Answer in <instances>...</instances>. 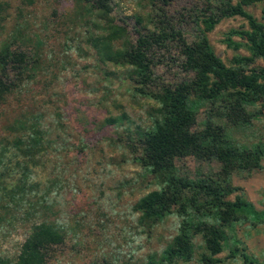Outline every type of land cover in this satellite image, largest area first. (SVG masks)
<instances>
[{
	"label": "rangeland",
	"instance_id": "374dc122",
	"mask_svg": "<svg viewBox=\"0 0 264 264\" xmlns=\"http://www.w3.org/2000/svg\"><path fill=\"white\" fill-rule=\"evenodd\" d=\"M107 1L109 26L119 33L112 50L147 38L144 84L133 66L103 60L92 47L109 26L89 0H0V52H21L27 64L0 102V260L12 264L32 226L43 223L63 238L46 264H264L263 159L255 167L234 162L223 168L213 158H174L178 178L208 184L221 202L239 197L250 204L227 222L219 217L221 206L196 188L182 189L179 204L156 221L135 209L142 196L162 188L141 144L160 121L163 90L193 81L181 65L182 43L203 35L224 67L249 76L264 62L236 61L250 57L234 34L248 30L246 21L224 17L203 31L218 0ZM229 4H240L264 26V0ZM14 78L9 72L8 80ZM256 83L254 91L228 90L223 101L201 105L190 130L211 123L231 146L264 154V81ZM238 94L242 107L229 113L224 99L231 103ZM181 227L190 253L162 260ZM210 229L221 239L209 237Z\"/></svg>",
	"mask_w": 264,
	"mask_h": 264
},
{
	"label": "trees",
	"instance_id": "16d2710c",
	"mask_svg": "<svg viewBox=\"0 0 264 264\" xmlns=\"http://www.w3.org/2000/svg\"><path fill=\"white\" fill-rule=\"evenodd\" d=\"M88 1V0H87ZM94 9L104 16L105 22L109 14L107 0H89ZM220 7L216 13L208 16L202 21L203 31L210 30L219 19L224 17L238 16L246 21L248 30L245 32H234L245 40L249 58H238L237 63L251 64L252 60L261 59L264 62V26L254 20L250 14L245 12L240 4L230 5L229 0H218ZM118 29L109 26L108 33L103 37L93 38L92 47L103 60L124 61L133 66L137 76L144 84L149 76V44L147 38H138L136 45L124 50H112L111 43L116 38ZM226 45L237 48L230 39H226ZM181 65L184 71L193 75V81L179 84L172 89H164L161 95L162 105L159 111L160 121L155 125L154 131L147 134L141 144V152L145 161L149 164L151 172L162 182V188L151 191L142 196L136 203L135 209L140 212L143 219L156 221L167 213L171 205L179 204L181 190L184 188H196L208 198H213L219 206V217L227 222L232 220L235 209L250 208V204L242 202L235 197L233 202H221L216 197L214 190L208 184L202 182H191L178 178L175 175L173 160L176 157L195 156L204 159H216L223 168H228L234 162L251 164L255 167L260 159L264 160V154L258 147L253 150L237 149L229 144L227 138L220 128L208 124L201 132H192L190 129L194 124L198 108L204 104H213L221 101L226 91L238 92L254 91L257 79L264 81V67L252 71L249 76H243L234 70H230L213 55L210 51L205 37L202 35L197 42L191 45L182 43ZM24 55L21 52L3 50L0 52V102L4 96L15 87L16 78H21L22 71L26 67ZM13 72L15 78L8 80V73ZM238 89V90H237ZM237 94V93H236ZM224 99L226 111L233 113L241 109L242 98ZM190 97H194L191 100ZM223 101V100H222ZM37 136V132H35ZM33 144L39 145L40 141L35 138ZM187 226V225H186ZM190 227V226H189ZM195 227V226H194ZM199 230V229H198ZM185 227H181L178 234L171 243L162 251V260H172L184 257L190 253L188 234ZM209 237L221 239L220 233L210 229ZM63 243L61 234L52 227L39 223L33 225L29 235L21 243L18 254L12 264H46L51 257L54 248ZM210 247L214 245L212 253L219 249L213 242L208 241ZM244 257V262H245ZM250 264V262H245ZM0 264H9L6 260H0Z\"/></svg>",
	"mask_w": 264,
	"mask_h": 264
}]
</instances>
